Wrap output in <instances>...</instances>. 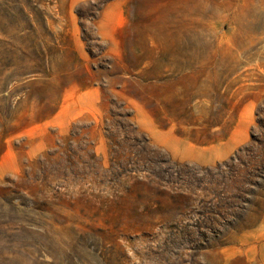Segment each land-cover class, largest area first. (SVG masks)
I'll return each instance as SVG.
<instances>
[{
    "label": "rangeland",
    "instance_id": "rangeland-1",
    "mask_svg": "<svg viewBox=\"0 0 264 264\" xmlns=\"http://www.w3.org/2000/svg\"><path fill=\"white\" fill-rule=\"evenodd\" d=\"M0 264H264V0H0Z\"/></svg>",
    "mask_w": 264,
    "mask_h": 264
}]
</instances>
